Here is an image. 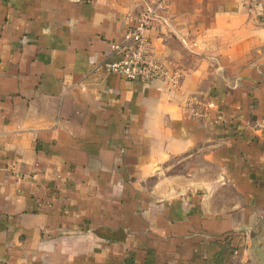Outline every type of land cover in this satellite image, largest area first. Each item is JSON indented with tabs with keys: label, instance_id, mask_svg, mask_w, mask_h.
Returning <instances> with one entry per match:
<instances>
[{
	"label": "crops",
	"instance_id": "crops-1",
	"mask_svg": "<svg viewBox=\"0 0 264 264\" xmlns=\"http://www.w3.org/2000/svg\"><path fill=\"white\" fill-rule=\"evenodd\" d=\"M263 121L264 0H0V264H264Z\"/></svg>",
	"mask_w": 264,
	"mask_h": 264
},
{
	"label": "built area",
	"instance_id": "built-area-1",
	"mask_svg": "<svg viewBox=\"0 0 264 264\" xmlns=\"http://www.w3.org/2000/svg\"><path fill=\"white\" fill-rule=\"evenodd\" d=\"M155 10L146 7L135 17L134 24L127 30L120 41L110 44L116 58L107 62L109 71L118 73L128 80H139L144 84L162 80L176 87L181 79L179 69L171 70L164 62L149 53L147 30L155 17ZM187 110L195 117L204 115L206 105L192 96L187 100ZM264 128V121L260 124Z\"/></svg>",
	"mask_w": 264,
	"mask_h": 264
}]
</instances>
